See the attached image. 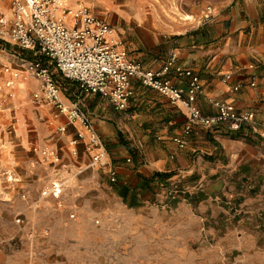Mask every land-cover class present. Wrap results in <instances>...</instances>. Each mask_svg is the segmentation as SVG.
Segmentation results:
<instances>
[{
  "label": "crops",
  "instance_id": "1",
  "mask_svg": "<svg viewBox=\"0 0 264 264\" xmlns=\"http://www.w3.org/2000/svg\"><path fill=\"white\" fill-rule=\"evenodd\" d=\"M5 2L0 0V9ZM211 2V13L195 24L162 30L134 19L128 38L119 24L112 29L113 39H119L130 59L150 69L161 68L176 53V65L200 75L203 93L194 102L202 113L215 114L213 102L220 100L238 111H252V121L237 129L228 122L194 125L185 135L183 110L139 79L132 80L127 107L117 109L98 93L77 98L78 83L54 70L62 99H78L94 124L117 181L109 180L106 168L90 164L83 143H78L77 155L72 153L78 124L69 123L51 104L41 113L66 124L65 131L59 124L53 134L50 125L37 121L32 142L22 127L2 140L5 202L15 196L16 187L26 200L22 185L27 184L29 197H37L39 205L61 199L67 211L75 212L68 222H54L65 230L61 238L43 241L46 247L69 246L74 252L71 264L115 263L122 251L132 260L135 252L134 260L142 262L264 263V0ZM226 74L232 77L225 80ZM167 78L178 87L187 86V78L172 69ZM16 79L18 100L30 102L38 79ZM174 137H181L183 146ZM42 148L60 150V159L66 161L61 166L41 161ZM35 154L42 163L30 165L27 157ZM53 180L66 184L60 195H41L43 183ZM171 183L183 189L181 196H168L164 187ZM22 206L19 201L15 207ZM43 209L51 215L50 206ZM27 214L31 219L32 212ZM97 216L101 225L94 222ZM123 216L126 223L119 224ZM111 228L114 232L106 233Z\"/></svg>",
  "mask_w": 264,
  "mask_h": 264
},
{
  "label": "built area",
  "instance_id": "2",
  "mask_svg": "<svg viewBox=\"0 0 264 264\" xmlns=\"http://www.w3.org/2000/svg\"><path fill=\"white\" fill-rule=\"evenodd\" d=\"M206 7V15H209L211 6ZM111 34V24L94 15L82 3L72 9L63 0H10L9 14L0 13V37L42 57L27 62L28 70L40 82L39 92L33 93L34 98H44L64 114L69 123L78 124L76 134L71 139L72 153L77 155V145L83 143L90 154V164L106 168L111 182L117 181V170L108 160L105 144L82 110L79 100L67 103L62 99V88L54 70L78 83L77 98L83 94L98 93L117 109L127 107L133 94L132 80L139 79L143 85L166 94L173 104L183 110L187 118L183 127L185 135L193 130L194 125L210 127L219 122H228L231 128L237 129L242 123L253 120L252 111H238L232 104L220 100L213 102L217 108L215 114L202 113L194 102L195 96L203 93L200 75L190 68L176 65V53H171L161 68H146L141 62L130 59L121 42L114 40ZM6 69L7 72L11 71L12 77H18V71ZM171 69L178 76L187 78L186 88L176 86L167 78ZM231 77V74H226L225 80ZM251 85H255V82L252 81ZM239 86H233L235 91ZM59 130L65 131L66 124L59 126ZM174 140L183 146L181 137H174ZM39 152L43 162L64 164L55 148H42ZM63 185V180L50 181L42 189L41 195H60ZM164 188L171 198L181 196L183 192L177 183ZM69 216L74 217V213Z\"/></svg>",
  "mask_w": 264,
  "mask_h": 264
},
{
  "label": "rangeland",
  "instance_id": "3",
  "mask_svg": "<svg viewBox=\"0 0 264 264\" xmlns=\"http://www.w3.org/2000/svg\"><path fill=\"white\" fill-rule=\"evenodd\" d=\"M70 3L72 9H75L81 3L89 7L94 15L109 22L112 29H116V26L120 24V26L124 28L123 33H125V37L127 38L130 31H133V26L135 25V22H133L134 19H138V22L143 24L151 23L157 29L165 30L174 27L176 24L188 23L191 25L197 23L199 20L205 18L208 12L206 6L213 5L211 0H70ZM133 6L137 8L136 16L132 12ZM6 10L7 12L10 10V0H6V2L3 3L0 13L7 14L5 13ZM116 40L119 41V39ZM0 41L3 42V44L0 45L1 150L2 140L9 136L11 132L15 131V127L16 129L22 127L25 134L29 135V142H32V134L37 121L50 125L54 130L53 134H55L57 126L59 124L61 126V122L54 120L52 114H50V118L47 119L45 115L41 113L40 110H42L45 105H48V110L51 105L44 98L35 99L33 96L34 92H39V80L38 88L30 92V102H21L18 100L20 98L19 87L14 84L17 79L16 77H12L10 74L11 71H6V68L16 70L18 71V77L21 81H29L36 77L28 70L27 62L33 58L42 57L36 55L32 50L23 49L18 44L2 37H0ZM15 51L16 53H14ZM33 145L34 144H31V151H33ZM2 157L0 152V164L2 162ZM39 158L41 157L35 154L29 155L27 160L31 163L30 165L35 166L37 165V161L40 162ZM54 168L52 167L53 171L55 170ZM2 170L0 166V264H71L70 260L74 258V252L69 246L55 245L46 247L44 245H46L47 242L43 241L48 240L49 242L61 238L65 230L57 228L54 222L60 220V218L63 222H68L71 219L69 216L70 213L75 212L67 211L61 199H58L56 202L39 205L37 197L32 199L29 197L27 184L22 185L27 191L28 198L26 200L21 198L22 191L20 189L18 193V188L16 187L15 196L11 198L9 202H5L1 195V192H3L2 189L6 186ZM47 184L48 182L43 183L41 190ZM65 185L64 183L63 187ZM19 201L23 202L22 209L20 208L21 210L15 207ZM44 201H46V199H43V202ZM44 206L51 207L49 211L52 212V217L46 214L47 211L45 212L43 209ZM27 211L32 212L31 219L27 216ZM34 221L36 224L33 229L30 227L31 223H35ZM101 221L102 219L99 216L94 218V222L97 225H101ZM28 222L30 225H28ZM118 223H126L125 217L123 216L120 218ZM37 225H40V229L36 228ZM107 232L113 233L114 229L111 228V230L106 231V233ZM49 249H53V252L49 253ZM123 252L125 251L120 252L121 255L119 258L121 260L115 263L105 262L104 264H193L190 262L179 263L163 260H153L149 262L135 261V252H133V260L129 258V256H124L126 253ZM227 264H234V262L232 261ZM252 264L264 263L256 262Z\"/></svg>",
  "mask_w": 264,
  "mask_h": 264
},
{
  "label": "bare ground",
  "instance_id": "4",
  "mask_svg": "<svg viewBox=\"0 0 264 264\" xmlns=\"http://www.w3.org/2000/svg\"><path fill=\"white\" fill-rule=\"evenodd\" d=\"M63 3H65L66 5H68L70 7L71 3H70V0H63ZM133 14L136 16L137 15V8H135L133 6V10H132ZM7 14H9V12H7ZM111 37L113 38L112 34H111ZM115 40V39H114Z\"/></svg>",
  "mask_w": 264,
  "mask_h": 264
},
{
  "label": "trees",
  "instance_id": "5",
  "mask_svg": "<svg viewBox=\"0 0 264 264\" xmlns=\"http://www.w3.org/2000/svg\"><path fill=\"white\" fill-rule=\"evenodd\" d=\"M1 44H3V42H2V41H0V45H1ZM4 44H5V45H7L6 43H4Z\"/></svg>",
  "mask_w": 264,
  "mask_h": 264
}]
</instances>
